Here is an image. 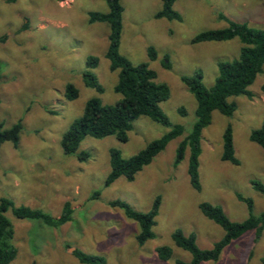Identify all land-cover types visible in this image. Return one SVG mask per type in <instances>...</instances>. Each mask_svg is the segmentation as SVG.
Here are the masks:
<instances>
[{"label":"rangeland","instance_id":"obj_1","mask_svg":"<svg viewBox=\"0 0 264 264\" xmlns=\"http://www.w3.org/2000/svg\"><path fill=\"white\" fill-rule=\"evenodd\" d=\"M121 4L120 52L133 65L148 64L157 74V83L169 87L170 98L160 106L172 127L181 126L183 134L168 143L133 181L120 177L105 187L112 149L129 159L172 130L141 117L133 123L127 142L116 136L86 137L79 152H85L88 159L64 154L62 136L83 115L90 99L99 98L108 106L122 99L115 92L118 72L110 69L106 57L109 25L89 22L91 13L108 12L107 0H0V124L9 129L23 123L18 147L8 142L0 148V199L41 210L54 220L63 215L67 203L73 210L72 220L58 227L17 219L8 211L14 230L10 244L17 251L11 264H83L73 250L104 257L107 264L188 263L192 255L175 245L174 232L194 235L203 250L213 248L225 236L221 226L203 215L201 204L219 206L229 220L241 223L251 213L238 199L240 195L253 201V215L264 213V194L252 186V181L264 184L263 150L250 140L264 122V68L249 87L252 98L229 99L236 107L233 115L216 111L211 125L203 130L200 191L192 187L188 174L190 152L175 164L177 149L197 120V101L182 77L201 71L204 85L211 88L219 76L218 63L238 58L242 48L237 38L198 44L192 43L193 38L227 28L229 21L264 30V0H177L174 9L181 20L157 18L161 0H121ZM150 47L156 49L157 60L149 59ZM92 56L99 59L92 72L103 93L84 82ZM166 63L169 68L164 67ZM70 84L79 91L73 101L65 96ZM229 126L239 165L222 160L223 136ZM96 192L100 193L97 198L93 197ZM157 197L161 206L152 229L154 237L141 245L139 225L110 202L123 201L146 213ZM165 246L174 252L168 262L157 253ZM263 258L264 231L257 241L251 231L229 244L217 261L202 264H261Z\"/></svg>","mask_w":264,"mask_h":264},{"label":"trees","instance_id":"obj_2","mask_svg":"<svg viewBox=\"0 0 264 264\" xmlns=\"http://www.w3.org/2000/svg\"><path fill=\"white\" fill-rule=\"evenodd\" d=\"M162 10L157 14V18L168 20H181L180 14L174 9L177 0H161ZM107 13H91L90 23H107L110 28L109 47L106 57L110 61V69L118 72V82L115 92L122 96L120 102L115 106L104 105L99 98L90 99L84 109L83 115L76 119L63 134L61 147L65 155H77L79 160L88 159L85 152H79V147L86 137L103 139L109 136H116L121 142H127L129 133L133 130V123L141 117H147L152 121L172 127L168 116L163 112L161 103L170 98V89L166 84L157 83V74L149 68L146 63L133 65L120 52V44L123 33V13L124 8L121 0H107ZM239 39L242 48L238 58L232 61H221L218 63L219 76L213 87L207 88L203 83V74L196 71L192 76L182 77V82L197 101V120L193 125L190 134L184 139L177 149L176 165L184 159L187 150L190 152L188 174L192 187L200 191V161L201 138L203 130L212 123L213 113L218 111L222 115L231 117L236 110L235 104L229 99L238 96L252 98L249 91L256 81L258 75L264 68V30L251 28L246 23H236L229 21L228 27L218 30H209L195 36L193 44L205 42H226ZM148 57L151 61L157 60L158 53L154 47L148 49ZM168 59L167 57L165 60ZM99 64L97 57H89L87 61V71L84 74V82L89 88L95 89L98 93H103V87L92 70ZM169 68L170 64H164ZM1 79V68H0ZM65 96L73 101L78 98V89L70 84L66 88ZM1 107V97H0ZM185 116L186 111L180 110ZM23 123L18 122L11 128L5 129L0 124V148L5 143H12L18 147ZM183 128L174 126L172 130L160 139L152 141L144 150L135 156L125 159L117 149L110 151L111 172L105 182V187H109L120 177L133 181L136 175L149 165L153 159L165 150L168 143L182 136ZM250 140L258 144L263 150L264 156V122L262 126L254 130ZM222 160L239 165L235 157V149L231 127L229 126L223 136ZM254 189L264 194V184L259 181H252ZM100 196L96 192L93 197ZM238 199L247 204L251 213L247 220L241 223L232 222L219 206L209 203L200 205L203 215L221 226L225 231V236L217 242L213 248L203 250L199 248L194 235L186 236L178 230L173 233L172 239L175 245L192 255L190 262L177 261V264H202L210 261H217L224 249L234 240L241 238L247 233L254 231L256 241L261 238L264 231V213L260 216L253 215V201L240 195ZM110 206L122 210L125 216L139 225L140 233L137 236L138 242L143 245L154 237L152 232L156 225V218L159 215L161 198L157 197L152 209L149 212H138L131 208L126 202L113 201ZM8 211L21 220H41L44 224L58 227L72 220L73 210L70 204H66L63 215L54 220L41 210H33L26 206H16L11 200L0 199V264H11L17 254L16 249L10 244L13 239V225L7 217ZM83 264H107L104 257L89 255L80 250H73ZM158 257L163 262H168L173 257V249L169 246L161 247L157 250ZM264 264V258L261 260Z\"/></svg>","mask_w":264,"mask_h":264}]
</instances>
